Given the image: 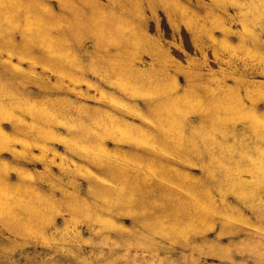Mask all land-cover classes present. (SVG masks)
Returning a JSON list of instances; mask_svg holds the SVG:
<instances>
[{
    "label": "rangeland",
    "instance_id": "obj_1",
    "mask_svg": "<svg viewBox=\"0 0 264 264\" xmlns=\"http://www.w3.org/2000/svg\"><path fill=\"white\" fill-rule=\"evenodd\" d=\"M0 264H264V0H0Z\"/></svg>",
    "mask_w": 264,
    "mask_h": 264
}]
</instances>
